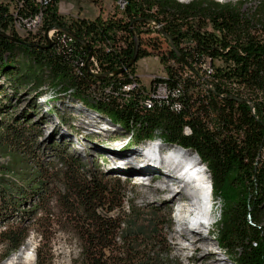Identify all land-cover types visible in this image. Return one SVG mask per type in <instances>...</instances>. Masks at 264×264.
<instances>
[{
  "label": "trees",
  "instance_id": "1",
  "mask_svg": "<svg viewBox=\"0 0 264 264\" xmlns=\"http://www.w3.org/2000/svg\"><path fill=\"white\" fill-rule=\"evenodd\" d=\"M124 1L122 11L94 19L65 17L59 0L40 7L31 0L0 2V73L28 85L35 98L51 97L43 90L47 80L56 92L78 96L124 129L130 144L158 139L191 151L209 172L214 201H222L216 243L234 264H264V0L249 8L246 0ZM13 4L22 5L17 16L42 9L43 28L58 26L55 39L18 36L9 27ZM135 49L136 61L157 55L163 66L149 83L150 93L135 84L136 61L126 67ZM20 56L28 63H18ZM129 84L133 89L123 91ZM158 85L164 93L156 92ZM145 98L152 105H142ZM24 152L17 150L0 166V219L13 213L33 221L0 229V260L18 252L32 230L38 235L36 264H48L42 250L49 236L34 216L50 213L53 201L61 227L74 231L79 242L72 264H161L160 252L169 250L153 251L152 229L137 225L139 213L132 208L126 223L110 215L121 199L114 187L83 173L84 166L64 150L57 154L63 184L52 192L41 164L30 168ZM27 195L34 199L31 209L20 211Z\"/></svg>",
  "mask_w": 264,
  "mask_h": 264
},
{
  "label": "rangeland",
  "instance_id": "2",
  "mask_svg": "<svg viewBox=\"0 0 264 264\" xmlns=\"http://www.w3.org/2000/svg\"><path fill=\"white\" fill-rule=\"evenodd\" d=\"M246 1L244 7L249 8L255 6L259 0ZM116 5L115 0H59V11L65 17L79 15L94 19L98 14L106 17L114 13L117 9ZM23 59L28 63L23 56L18 57L19 62H17L21 63ZM135 65L137 77L145 86H148L154 77L163 74V66L157 55L139 58ZM25 71L26 69L21 70V72ZM15 81V78L0 73V166L10 163L14 157L13 153L21 149L25 151L27 165L30 168H35L38 163L41 164L43 172L47 174L49 188L53 192L63 184L59 174L61 164L57 154L65 150L84 166L83 173L96 176L120 193V204L110 212V215L126 223L132 208L139 213L137 225H144L147 232L152 229L151 237L156 243V246L153 243L155 247L153 251L169 250L168 254L160 252L161 264H234L231 254L223 251L214 238L216 218H219L222 201L218 199L215 202L210 233L207 230L202 231L199 227L198 229L186 227L190 234L187 233V237H184L181 234L184 232L183 229L180 233H175L169 214L170 202L173 201L172 192L165 190L160 192L158 187H161V184L159 180L155 181L162 177L167 178L166 173L167 175L172 173L183 181L184 169H189V161L200 165L210 180L209 172L195 154L173 143L160 142L158 139L153 143L146 141L137 146L130 144L133 140H129L128 133L124 129L109 120L107 115L97 113L98 110L93 111V108L81 104L77 101L78 96L72 97L56 92L52 85H48L47 80L43 90L51 97H47L46 101L44 96L35 98V91L28 85L17 84ZM34 110L37 112H32ZM25 114L29 118L24 117ZM91 133L95 134V138L91 140L83 136ZM155 133L159 134L160 130ZM15 136L18 137L17 142L13 139ZM143 173L150 175L154 181L151 184H142L135 182L134 178L127 179L128 175ZM189 177V183L193 184L196 176L192 174ZM167 182L173 190L179 186H181L180 190L184 188L186 194L190 190L180 183L168 180ZM33 202L34 199L27 195L20 206V211L30 210ZM55 205V202L50 201V213L39 210L34 216L42 220L45 234L49 236L47 246L42 250L46 251L47 255L42 254V260L46 258L48 264H72V258L78 252L79 242L74 231L72 233L61 227L59 212ZM261 211L260 218L264 225V204ZM28 217L23 215L22 220H19L17 214L8 213L7 217L0 219V229L5 225H16L21 221L24 225L31 221L30 225L33 219L27 220ZM123 227L124 225L121 224V228ZM121 237V231L118 230L114 235L116 244H121ZM195 237L199 242H202L201 240L204 242L197 245V250L190 248L179 251L180 242L185 245L196 240L193 239ZM27 239L32 242L35 255L33 264H36L38 235L31 230ZM3 252V245H0V253ZM14 253L1 259L0 264L10 261ZM23 262V259H18L15 264H23Z\"/></svg>",
  "mask_w": 264,
  "mask_h": 264
},
{
  "label": "bare ground",
  "instance_id": "3",
  "mask_svg": "<svg viewBox=\"0 0 264 264\" xmlns=\"http://www.w3.org/2000/svg\"><path fill=\"white\" fill-rule=\"evenodd\" d=\"M179 1H182V2H186L187 0H179ZM43 18V12H42V9H39L38 11H36V13H34L32 15V22H41V19ZM56 28H54V35H57L58 32H56ZM18 35V33H16ZM86 49L88 50V48L86 47ZM89 51V50H88ZM149 86V85H148ZM142 105H143V101L141 102ZM150 104L151 103V100H150ZM188 167L189 169H184V175H183V181L179 180L177 177H175L172 173L168 174L166 173L165 176L166 177H162L161 179L159 177V179H156L157 182L159 180V183L161 184V187H158L160 189V192L165 190L167 192H172V202L174 201H179V200H183V199H187V197L189 196V192L188 194L185 193V191L183 190L184 188H181L180 190V187L179 186L178 188H176V190H173L172 189V186L167 182L168 181H173L175 183H180L183 187H186L189 188L191 190V188L193 189L194 193H195V196H194V200H196V196L197 195H200V194H207V192H210V180H209V176H207L204 172H203V169L200 167V165H196L195 163H193L192 161H189L188 163ZM197 167V168H196ZM144 175H147L146 173H143ZM143 174H140V175H143ZM195 175L196 176V186H194V184H190L189 183V176L190 175ZM139 174H135V175H128L129 177H127V179L129 180L130 178H133L134 176H140ZM152 175V174H151ZM149 178H150V175H147ZM150 180L153 182L154 180L152 178H150ZM135 182H139V181H135ZM142 184H145L143 182H141ZM190 185H189V184ZM156 188V189H158ZM170 202V204L172 203ZM198 202V201H197ZM196 202V206H197V209H196V212H195V216L198 217L201 213V207L202 205L199 203ZM186 211V210H185ZM212 215L214 216V213H213V209L211 211ZM113 214V213H112ZM187 212L183 213L182 216H181V220L187 216ZM188 217V216H187ZM192 220V219H191ZM185 221L186 219L183 220V227L182 224L180 223V228L184 230V232H182L181 234L185 237H187V233L190 234L188 228H186L187 226L185 225ZM187 223L190 222L189 218H187ZM194 225H192L193 227ZM189 229H198V226L196 227H193V228H189ZM186 231V232H185ZM195 231V230H194ZM197 233V232H196ZM193 239H196L193 238ZM203 242V240H201ZM202 242H199V239L197 238L196 240L194 241H191V243H185V245L181 244L180 242V245H179V251H185V250H190V248H192L191 250H197V245L199 246V243H202ZM204 243V242H203ZM208 244H210V242H206ZM206 245V244H205ZM12 259L10 261H6L4 262L3 264H15L17 263L18 259H23V264H33L34 260H35V255H34V248L32 247V242L30 239H27V241L24 243V245L18 250V252H16L15 254H13L12 256Z\"/></svg>",
  "mask_w": 264,
  "mask_h": 264
},
{
  "label": "built area",
  "instance_id": "4",
  "mask_svg": "<svg viewBox=\"0 0 264 264\" xmlns=\"http://www.w3.org/2000/svg\"><path fill=\"white\" fill-rule=\"evenodd\" d=\"M0 2H8V0H0ZM31 2L40 7L42 5H44L45 3L48 2V0H31ZM116 6L118 8L119 11H122L124 9L125 6V1L124 0H117L116 1ZM16 7H22L21 4H19L18 6H15V4L10 5L9 7V13H11L12 15V19L9 23V27H11L13 29V31L15 33H18V36L20 37H24L26 35H33L35 36L34 40H38V38H40L39 36H44L46 38V40H53L55 39L56 35H54V28L58 27V26H48L47 28H43V21H44V14H43V18L41 19V22H32V15L30 16H17V9ZM40 9V8H39ZM60 13V11H58ZM75 17V16H73ZM149 24H157V22L155 21H149ZM159 24H157V28H159ZM10 30V29H9ZM45 30V31H44ZM8 33V32H7ZM93 61V57H89V61ZM206 68L210 67V64L208 62H206L205 64ZM90 72L92 73H96V71L90 69ZM149 77H151L150 75H148ZM160 76V75H158ZM135 84L137 86L143 87L144 91H148L147 93H150L151 88L149 86H145L143 85L140 81L135 82ZM134 87V85H125L123 86V91L128 92L129 90H132ZM163 91V85H158L156 87V92L160 93ZM146 95V94H145ZM143 105H147L150 106L152 104H150V99L149 98H145L143 100Z\"/></svg>",
  "mask_w": 264,
  "mask_h": 264
},
{
  "label": "water",
  "instance_id": "5",
  "mask_svg": "<svg viewBox=\"0 0 264 264\" xmlns=\"http://www.w3.org/2000/svg\"><path fill=\"white\" fill-rule=\"evenodd\" d=\"M90 56H91V53H89V57ZM136 57H137V53H136V49H135L134 54H133V57H132L131 61L128 63V65L126 67H128L129 65H131L132 63H134L136 61ZM122 70L123 69H121L119 71H122ZM119 71H116V73L119 72Z\"/></svg>",
  "mask_w": 264,
  "mask_h": 264
}]
</instances>
